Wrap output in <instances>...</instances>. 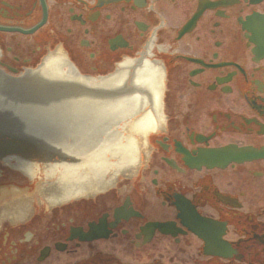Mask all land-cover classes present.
<instances>
[{
	"label": "flooded vegetation",
	"instance_id": "flooded-vegetation-1",
	"mask_svg": "<svg viewBox=\"0 0 264 264\" xmlns=\"http://www.w3.org/2000/svg\"><path fill=\"white\" fill-rule=\"evenodd\" d=\"M0 28V75L125 63L129 120L156 122L136 175L94 195L0 158V264H264V0H0Z\"/></svg>",
	"mask_w": 264,
	"mask_h": 264
},
{
	"label": "water",
	"instance_id": "water-1",
	"mask_svg": "<svg viewBox=\"0 0 264 264\" xmlns=\"http://www.w3.org/2000/svg\"><path fill=\"white\" fill-rule=\"evenodd\" d=\"M58 65L44 62L22 78L0 75V158L16 155L14 166L30 177L38 164L40 181L51 177L63 196H89L125 184L145 161L143 135L154 129V114L144 112L123 126L140 104L127 94L125 63L118 75L99 81L69 78ZM151 89L155 112L156 84Z\"/></svg>",
	"mask_w": 264,
	"mask_h": 264
},
{
	"label": "rangeland",
	"instance_id": "rangeland-1",
	"mask_svg": "<svg viewBox=\"0 0 264 264\" xmlns=\"http://www.w3.org/2000/svg\"><path fill=\"white\" fill-rule=\"evenodd\" d=\"M22 43L24 44V45H26L27 43H28V41H27V39H23L22 40ZM10 75V74H9ZM12 76V75H11ZM124 185V184H123ZM122 185H120V186H118V187H121ZM43 216H45V217H43ZM49 217H48V215H42L41 217H35V219H34V229H36V231L38 230H42V228L41 227H43L45 224H46V221H47V219H48ZM36 234V233H35ZM18 264H27V263H18Z\"/></svg>",
	"mask_w": 264,
	"mask_h": 264
}]
</instances>
